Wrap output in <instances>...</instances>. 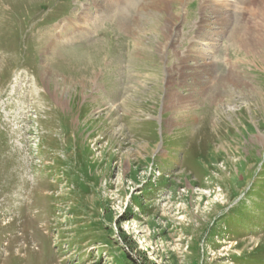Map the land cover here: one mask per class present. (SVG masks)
I'll return each instance as SVG.
<instances>
[{
  "label": "rangeland",
  "instance_id": "obj_1",
  "mask_svg": "<svg viewBox=\"0 0 264 264\" xmlns=\"http://www.w3.org/2000/svg\"><path fill=\"white\" fill-rule=\"evenodd\" d=\"M152 1L0 0V264H264V34Z\"/></svg>",
  "mask_w": 264,
  "mask_h": 264
},
{
  "label": "bare ground",
  "instance_id": "obj_2",
  "mask_svg": "<svg viewBox=\"0 0 264 264\" xmlns=\"http://www.w3.org/2000/svg\"><path fill=\"white\" fill-rule=\"evenodd\" d=\"M135 1L136 0H103V6L105 7V10L108 12L107 14H109L111 17L116 18L119 22L121 21L120 24L122 25V27L126 31H128L129 27L127 28L126 26H127V21H128L127 19L129 17V10L134 5L133 3ZM152 2H154V0ZM261 2H262V5L259 6L258 0H257V3H255V0H203V5L207 7L205 10L211 9L213 11H216V8L214 7H217L220 10H224L226 13L227 12L229 13V11L230 12L232 11L230 9H232L233 5H236V9H235L236 13L239 11V13L241 14V12H243L244 10H247V13H248L247 18L245 19L243 17L241 20L238 19L237 22H235L236 19L234 17L236 16V14L234 13L229 15L228 17H226L225 14L217 17V21L221 20V18L224 19V25L226 24L225 26L227 27V29L229 28L227 32L228 37L231 38V40L234 42V45H237L240 48H245L246 47L244 43L245 41L243 38H241L243 35H247V34L254 35L256 34L255 32L258 29L264 34V0H261ZM165 4H166V1L160 0L158 2L156 1L154 5L160 6V5H165ZM254 4H256L255 7L253 6ZM98 19L99 18L97 16L93 17L90 12L84 11V13H82L76 19L69 20L66 24H63L61 28H59L60 30L56 33V37H53L52 39L53 44L57 42V40H60V39L61 40L69 39V36L71 35L72 31L80 32V31L88 30V24L92 22L96 23ZM247 21H250L252 26L247 27V24H245L247 23ZM173 26L170 27L169 29L170 34L168 35V40H173L174 38H176L177 34H173L174 33ZM252 43H254V46H255L256 44L255 41H253ZM259 43L262 44L263 42L261 43L258 41L257 46H260ZM51 47L52 45L50 46V48ZM165 47L167 46L163 45V47H160L159 51L162 52V50H164ZM189 52L193 53L192 48L190 49ZM188 57L194 58L192 54H190ZM232 77L234 78L233 75ZM232 84L236 85L237 81L232 82ZM176 94H179V93L177 92ZM189 102H193L195 104L196 98L192 96L185 98L181 96V94L179 95L178 104H184V103H189ZM175 107L177 108V106Z\"/></svg>",
  "mask_w": 264,
  "mask_h": 264
}]
</instances>
